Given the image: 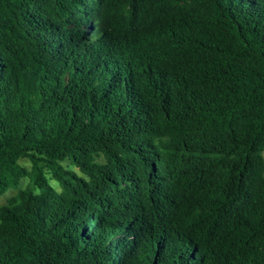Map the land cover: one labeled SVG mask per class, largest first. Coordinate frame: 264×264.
Wrapping results in <instances>:
<instances>
[{
  "label": "trees",
  "instance_id": "1",
  "mask_svg": "<svg viewBox=\"0 0 264 264\" xmlns=\"http://www.w3.org/2000/svg\"><path fill=\"white\" fill-rule=\"evenodd\" d=\"M263 150L264 0H0V264H264Z\"/></svg>",
  "mask_w": 264,
  "mask_h": 264
},
{
  "label": "rangeland",
  "instance_id": "2",
  "mask_svg": "<svg viewBox=\"0 0 264 264\" xmlns=\"http://www.w3.org/2000/svg\"><path fill=\"white\" fill-rule=\"evenodd\" d=\"M262 156L264 158V150L262 152ZM26 185V181H22L20 184V187H24ZM15 189H9L6 193H4L3 195L0 196V206L3 205L7 198L10 197L11 195H13L15 193Z\"/></svg>",
  "mask_w": 264,
  "mask_h": 264
}]
</instances>
